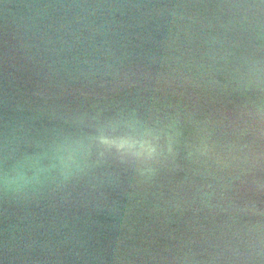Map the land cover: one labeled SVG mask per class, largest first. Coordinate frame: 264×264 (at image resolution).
Instances as JSON below:
<instances>
[{
  "label": "water",
  "instance_id": "95a60500",
  "mask_svg": "<svg viewBox=\"0 0 264 264\" xmlns=\"http://www.w3.org/2000/svg\"><path fill=\"white\" fill-rule=\"evenodd\" d=\"M0 264H264V0H0Z\"/></svg>",
  "mask_w": 264,
  "mask_h": 264
}]
</instances>
